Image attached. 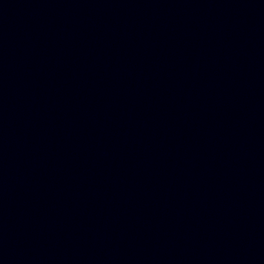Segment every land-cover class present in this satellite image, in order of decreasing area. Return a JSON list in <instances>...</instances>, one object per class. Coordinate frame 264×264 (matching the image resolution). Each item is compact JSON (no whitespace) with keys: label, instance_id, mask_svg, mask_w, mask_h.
Instances as JSON below:
<instances>
[{"label":"water","instance_id":"water-1","mask_svg":"<svg viewBox=\"0 0 264 264\" xmlns=\"http://www.w3.org/2000/svg\"><path fill=\"white\" fill-rule=\"evenodd\" d=\"M0 264H264V0H0Z\"/></svg>","mask_w":264,"mask_h":264}]
</instances>
